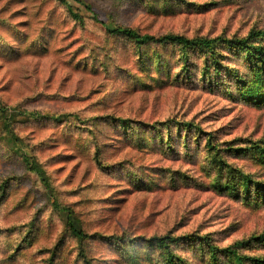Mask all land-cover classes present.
Returning a JSON list of instances; mask_svg holds the SVG:
<instances>
[{
	"label": "rangeland",
	"instance_id": "374dc122",
	"mask_svg": "<svg viewBox=\"0 0 264 264\" xmlns=\"http://www.w3.org/2000/svg\"><path fill=\"white\" fill-rule=\"evenodd\" d=\"M119 27L242 38L264 0H0V264H256L264 52Z\"/></svg>",
	"mask_w": 264,
	"mask_h": 264
},
{
	"label": "trees",
	"instance_id": "16d2710c",
	"mask_svg": "<svg viewBox=\"0 0 264 264\" xmlns=\"http://www.w3.org/2000/svg\"><path fill=\"white\" fill-rule=\"evenodd\" d=\"M74 17L80 18L79 14L74 13ZM117 33L125 34L131 38H134L138 42H155V43H163V42H176L182 45H191V46H211L219 40L223 42L234 44V45H242L249 49L257 50V53L262 54L264 52V47L260 42V39L264 38V29L252 30L246 37L242 38H227V37H198V38H190L180 34H166L163 36H156L153 34L140 33L139 31L130 28V27H119L115 30ZM66 210V209H65ZM66 224L68 229L78 238L83 239L87 237L86 232L83 229L82 223L78 218H76L73 211L67 210L66 213ZM153 241L160 243H166L167 237H152ZM255 241H264V232L258 235H253L247 239H241L236 242V246L238 247H247L250 246ZM236 251V250H231ZM241 259H248L249 261H253L256 264H264V257H254L244 255L240 257Z\"/></svg>",
	"mask_w": 264,
	"mask_h": 264
}]
</instances>
